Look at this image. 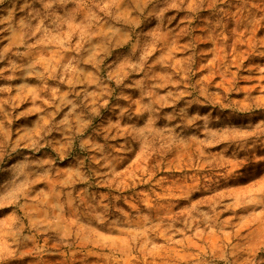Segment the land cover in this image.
<instances>
[{
    "label": "rangeland",
    "instance_id": "374dc122",
    "mask_svg": "<svg viewBox=\"0 0 264 264\" xmlns=\"http://www.w3.org/2000/svg\"><path fill=\"white\" fill-rule=\"evenodd\" d=\"M0 264H264V0H0Z\"/></svg>",
    "mask_w": 264,
    "mask_h": 264
}]
</instances>
